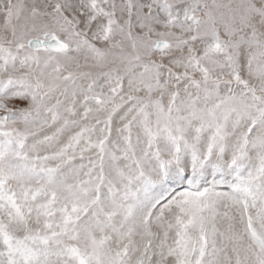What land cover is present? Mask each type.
Returning a JSON list of instances; mask_svg holds the SVG:
<instances>
[{
	"label": "snow or ice",
	"instance_id": "obj_1",
	"mask_svg": "<svg viewBox=\"0 0 264 264\" xmlns=\"http://www.w3.org/2000/svg\"><path fill=\"white\" fill-rule=\"evenodd\" d=\"M0 264H264V0H0Z\"/></svg>",
	"mask_w": 264,
	"mask_h": 264
}]
</instances>
